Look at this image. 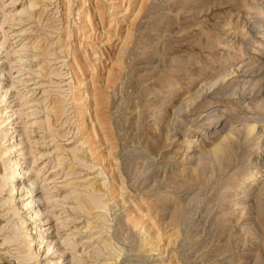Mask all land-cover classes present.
<instances>
[{
	"label": "rangeland",
	"instance_id": "rangeland-1",
	"mask_svg": "<svg viewBox=\"0 0 264 264\" xmlns=\"http://www.w3.org/2000/svg\"><path fill=\"white\" fill-rule=\"evenodd\" d=\"M0 264H264V0H0Z\"/></svg>",
	"mask_w": 264,
	"mask_h": 264
},
{
	"label": "bare ground",
	"instance_id": "bare-ground-1",
	"mask_svg": "<svg viewBox=\"0 0 264 264\" xmlns=\"http://www.w3.org/2000/svg\"><path fill=\"white\" fill-rule=\"evenodd\" d=\"M13 171H14V172H13L12 176H13V177H14V176L16 177V175H17L19 172H18L17 169H14ZM15 177H14V178H15ZM10 179H11V178H10ZM33 185H34V184H33ZM32 190H33L32 187H30L28 190H26V193H29V192H31ZM34 192H35V191H34ZM34 198H35V195H34V196H31V200L34 199ZM32 201H33V200H32Z\"/></svg>",
	"mask_w": 264,
	"mask_h": 264
}]
</instances>
